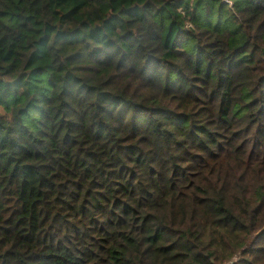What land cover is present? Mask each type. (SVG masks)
<instances>
[{
	"label": "trees",
	"instance_id": "obj_1",
	"mask_svg": "<svg viewBox=\"0 0 264 264\" xmlns=\"http://www.w3.org/2000/svg\"><path fill=\"white\" fill-rule=\"evenodd\" d=\"M0 264H264V0H0Z\"/></svg>",
	"mask_w": 264,
	"mask_h": 264
}]
</instances>
